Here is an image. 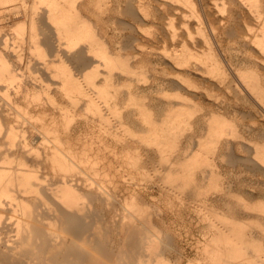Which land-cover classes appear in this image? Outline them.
I'll return each mask as SVG.
<instances>
[{
	"label": "bare ground",
	"instance_id": "6f19581e",
	"mask_svg": "<svg viewBox=\"0 0 264 264\" xmlns=\"http://www.w3.org/2000/svg\"><path fill=\"white\" fill-rule=\"evenodd\" d=\"M112 1H114V0H32V2L28 4V2L26 0H17V2H15L16 6L11 7L12 4L10 2H13L12 0H0V18L2 16L7 15L8 12L10 14H12L16 10H21L26 15L24 17L23 22H26V20H27L28 22H30V25H31V32L29 30L30 35L28 34L29 39H27L28 35H26V34L24 35L25 32L23 33L22 30H21V32L23 35H22L21 39H19L18 41L16 40V43L11 42V40H9L8 38H4L3 36L0 35V264H31L30 262H35V263L39 262V263H43V264H82L83 262L84 263L87 262L88 264H108V262L109 261L111 262V259H113L114 256L116 255V250L115 251L113 250V248H114L113 246H112L113 248L111 246L109 247V240L104 236L103 232L100 233L99 231H93V230H95L94 224L97 220L95 218L94 212L98 211V213H100L101 211H103L102 212L103 214L104 213L112 214V212L115 211L114 207H113L114 204H113L112 200H113V198L118 196V195H116L117 194L116 192L119 190L113 189L115 187L111 188L110 186H108L106 184V183H109L108 181L106 182V180H110V179L105 180L101 177L99 178V176L97 175L99 178L98 179L96 174H98V173L102 174V172L104 171L103 174L105 173V175H107V176L110 175L108 170H111L112 166L116 163L115 161L110 159L111 153L109 154V152H111V151L114 152L115 151L114 148H117V147H114L113 145H111L113 142L112 143L109 142L110 139L108 138L110 135H113L114 132L116 133V131L113 130L114 126L116 125L115 127H117V126L122 127L124 130L126 129L127 131H130V133H132V128H133L132 124H133V122H135V120L132 119L133 115H134L133 112L129 111V113H126L128 120L125 119L126 117L124 115L119 114V116H118L119 119H116L117 117L115 118L116 120H118L117 121L118 123L116 124V121H115V123H114V121H113V123H111V121L113 119H110L111 114H109V116H107V114L109 113V112L107 113V110L115 112V115H116V112L120 113V111H121V110L119 111V107H120L119 104H121L123 102L122 100H124V102H125L128 97L132 99L136 96L140 97V95L144 96V98L147 96L146 93L144 94V91L147 90L146 87H145L146 89L143 88L144 91L141 89V91L143 93L140 92L139 88H141V87L138 85H137L138 90H136V88H135L136 91L133 90V87H134L133 84L135 81L134 75L141 73V72L138 71L139 69L137 70L135 65L130 63L132 61H129V59L133 58V57H135L137 59V62L142 63L143 61H145L144 55L141 54V56H138L140 54L139 51H141V50H138L139 46H138L137 42L139 39H141L140 34L142 31V30L140 31V28H139L140 23L138 21L142 18H145L146 16H151L150 14H153V17L155 19L157 18L161 24L164 23L166 25V28H168L169 25L174 27L173 16L175 15V12H173V10L176 8L175 4L178 0H156L157 5L156 6L152 5L153 7H156V9L153 10V13L152 12L150 13L151 10L148 11L149 9H147V8H141L142 6L144 7V5H143L144 0H129L128 2L126 0L127 4H125V6L122 4L123 5L122 7L120 5L121 3L119 2L120 0H118L119 8H116V10L118 9V12L120 11L121 15L123 13L125 15V17L127 16L129 18V20H128V19H122L121 17H119V18L115 17L117 19V22H118L117 27H118L119 31L117 30V28H114L113 30L110 29V22L114 17V15H112V13L114 12V9H115L113 7L114 2H112ZM186 1H187V3H189L188 0H186ZM246 1L244 0L245 5L247 6ZM259 1H257V2H259ZM208 2H210V1H208ZM221 2L223 3V1H221ZM239 2H242L241 4H244V2L242 0H240ZM248 2H250V4H252V5H254L256 3L253 0L248 1ZM151 4H153L152 1H151ZM190 4H192V3H190ZM256 4H258V3H256ZM150 5H148L147 7L149 8ZM216 5H218V4H216ZM223 6H222V8H223ZM255 6H253L252 8H254ZM257 6H259V5H257ZM16 7H18V8L16 9ZM186 7H188V6H186ZM246 8H248V6ZM209 9L211 10V8H209ZM178 11H179V9H178ZM259 11H261V10H259ZM259 11H257V12L259 13ZM210 12H213V11L211 10ZM229 12H232V11H229ZM261 12H263V11H261ZM216 13H218V12L216 11ZM216 13H215V15H216ZM258 13L257 14L255 13V14L257 16H259ZM182 15H184V14H182ZM212 15H211V18H212ZM194 16H195V14H194ZM209 18H210V16H209ZM116 19H115V21H116ZM179 19L181 20V18H179ZM179 19H178V21H179ZM186 19L188 20V18H186ZM189 23H191V22L189 21ZM141 24H142V22H141ZM167 24H169V25H167ZM245 24H246V20H245ZM20 26L24 27V26H22V24ZM111 26H112V24H111ZM239 26H242V25H239ZM141 27H143V26H141ZM163 27L165 29V26H163ZM173 27L169 28V30L170 29L173 30ZM126 29L128 30V32L124 31ZM204 29H205V27H204ZM122 30L124 32H121ZM166 31L169 33L168 30H166ZM241 31H242V29H241ZM163 32H164V30H163ZM156 34H158V33H156ZM229 34H230V32H229ZM164 35H165V33H164ZM241 35H243V34L241 33ZM138 37H140V38H138ZM216 37H218V36H216ZM248 37H249V35H248ZM248 37L246 39H248ZM156 38H158V37H156ZM169 38L172 39L170 37V35H169ZM186 38H188V37H186ZM207 38H208V36H207ZM122 41H124V42H122ZM164 41L166 42V38ZM224 41H225V39H224ZM254 42H256V41L254 40ZM25 43H26V45H25ZM140 43L141 42H139V44ZM188 43H190V42H188ZM259 43H260V41H259ZM251 45L247 46V48L250 47V49H251L252 48ZM44 47H45V49H48V50H46L47 52H49L48 56L50 55L52 57V59L49 58L50 60L47 62H45L46 58L43 61V58H44L43 56H42L43 58L41 57L42 60H40L35 55L37 53L36 51L42 50V49H44ZM142 47H144V46H142ZM151 47L152 46H150V48ZM182 47H183V45H182ZM23 48H26V50L28 48L29 54L23 53L22 52ZM186 48H189V46H186ZM124 49L125 50L129 49L131 52H129L127 54L123 53L125 51ZM165 50H167V49H165ZM245 50H247V49H245ZM155 51H157V50H155ZM259 51H261V48ZM31 52L35 53V54L33 53V57L35 55L36 58L35 57L33 58L31 56L32 54L30 55ZM40 52L41 51H39V53ZM152 52H154V51H152ZM254 52L255 51H253V52L250 51V54L254 53ZM43 53H45V51H43ZM182 53L183 52L181 51V54ZM261 53H262V51H261ZM46 54H44V55L47 56ZM148 54H151V52L149 53V51H148ZM165 54H167V53H165ZM250 54H248L247 56L245 55L246 57H245L244 62L249 63V65H251V66H256V65L262 64L263 60H258L257 58H255L256 56L253 57ZM151 55H153V54H151ZM172 55L173 54L169 53V57ZM175 55H176V57L174 59L175 64H178L179 67L183 68L185 63H183V60L180 58V56H178L177 54H175ZM205 56H207V55H205ZM149 57H152V56L148 55L145 58L147 59ZM205 58H207V57H205ZM151 59H153V58H151ZM160 59H162V57ZM213 59H215V58H213ZM149 62L152 63L153 61L151 62V60H150ZM206 63H209V62H206ZM212 63H214V62H212ZM195 64H197V63H195ZM162 65H163V63H162ZM165 65H166V63H165ZM193 65H194V63H193ZM201 65H202V63H201ZM207 65H210V64H207ZM175 67H176V65H175ZM186 67L189 68V64H187L185 66V68ZM188 68H187V70H188ZM40 69L41 70L43 69V71H45L47 76L36 75L35 73L38 72ZM151 69H154V68L151 67ZM215 70H216V68H215ZM227 71H228V69H227ZM256 72H258V71H256ZM236 73L239 74L240 72L239 73L236 72ZM229 74H231V73H229ZM187 75H189L188 76V78H189L190 74L187 73ZM154 76H155L154 80L152 81L150 86L148 84L147 85L149 86L148 88L150 90H155V91H157V93L167 90L165 88L167 85H170V84H174L175 86H179V87L184 86L187 90L192 89L191 88L192 83L187 81V79L185 77H183V72L181 71V69L180 70H173V71L170 70V72H168V75H167V73H165L164 75L158 73V74H155ZM191 76H192V74H191ZM249 76H250V74H249ZM206 77L204 76V78H206ZM211 77H213V76H211ZM200 78H199V80H201ZM189 79H191V78H189ZM212 80L213 79H211V81ZM207 81H208V79H207ZM207 81H206V83H209ZM253 81L255 84L254 88L244 87L243 90H239V91L235 89L237 92V97L238 98L241 97L244 100L247 99V96H250L252 98V94L254 92H256L255 90H259L261 92V95H259V94H257V95L262 99V101H264V85H263V83H261L260 77L257 75L256 77H254ZM213 82L214 81H212V83ZM214 83H216V82H214ZM245 83H247V82H245ZM124 84L126 86L128 85V88H129L127 90V92H125V93L122 90H120V86H123ZM210 86H209V88H210ZM218 86H219V83H218ZM179 89L180 88H178V90ZM194 89L191 90L192 94L195 93V91H196ZM224 89H227V87ZM182 90H184V88H182ZM187 92H186V94L189 93L188 97H190L191 92H188V93ZM183 94H185V93H183ZM165 95L168 96L167 93H165ZM125 96H126V98H125ZM123 98H125L126 100ZM150 98H151V96H150ZM191 98H192V96L190 97V99ZM193 98L195 99L196 97H193ZM172 99L171 100L169 99V101L166 103V105H167L166 106V108H167V110H166L167 116L166 117H164L162 119H158L154 115H152L154 113L151 114L150 109H149L150 110L149 114H151V115L147 116V117H151V119L150 118L147 119V117L146 118L144 117L148 121L150 120V123L148 124L147 128L143 129V131L147 132L148 135L144 136L142 134L143 135L142 140L147 141L149 144H156L159 148V149L157 148L158 149L157 151H159V152L161 151L162 154H163V152L167 151L168 149L172 150L174 148V150H176L175 148H177L179 145L176 141L177 137L175 135H173L174 129L178 127V121H179L178 115L179 114H177L178 112L175 113L172 110V108L176 106V103ZM246 101H248V100H246ZM262 103H260V104H262ZM255 104H256V102H255ZM141 105L142 104H140V106ZM144 105H145L144 106V108H145L147 105L146 104H144ZM252 105H254V104H252ZM251 106L249 105L248 107H251ZM255 106H253V110L256 108ZM259 106H261L262 109H264V107L262 105H259ZM141 107H143V105ZM144 108H143V111H144ZM104 110H106V112ZM162 110H163V108H162ZM141 111H142V109H141ZM252 111H251V113L253 115ZM259 111L261 112V110H259ZM122 112H123V110H122ZM146 112H148V111H146ZM262 113L263 112H261V114ZM257 114H260V113L258 112ZM146 115H148V114H146ZM263 115H264V113H263ZM130 117L132 120H129ZM145 119L142 120L143 123L146 122ZM96 126L98 128H95ZM116 130H117V128H116ZM118 130H119V128H118ZM118 130H117V132H119ZM229 130H227V131H229ZM133 132H134V130H133ZM133 134H135V132ZM193 137H195V136H193ZM138 139H140V138H138ZM251 139H249V140H251ZM125 140L126 139H124V141ZM222 140H224V139H222V137L217 138L218 142H220ZM142 142H144V141H142ZM224 142H226V141H224ZM227 143H230L229 144V147H230V145L233 142L231 143V142H228V140H227ZM123 144H121V145H123ZM218 144H217V146H218ZM239 144H240V142H239ZM125 145H126V143H125ZM128 145H130V143ZM223 145H225V144H223ZM117 146H119V145H117ZM179 147H180V145H179ZM236 147H237V145H236ZM262 147L263 146H261V148ZM126 148H128V146H126ZM232 148H234V147H232ZM258 148H255L256 153L254 152L255 155L257 154V156H256L257 161L255 159L249 158L248 156L247 157L249 159H247V157H245V159L249 160L251 162V164H255L256 166H258V167L260 166L262 168V166H261L262 164L260 161H262L264 163V147L262 149L260 148V150ZM237 149H239V148H237ZM136 150H138V149H136ZM241 150H243V149H241ZM123 151H125V150H123ZM127 151H125V152H127ZM135 151H133V152H135ZM226 152H228V151H226ZM118 153L119 152H117L115 155H118ZM121 153H122V151H121ZM121 153H119V154H121ZM177 153L179 156V152H177ZM112 154H114V153H112ZM130 154H132V153H130ZM134 154H136V153H133L132 156H134ZM141 154H142V152H141ZM225 154H227V153H224V154L221 153V155L223 157ZM125 155L127 156L128 154L126 153ZM163 156H164V154H163ZM165 156L162 157V159L165 158ZM243 156H245V155H243ZM113 157L111 156L112 159H113ZM120 157H122V155ZM138 157H139V155H137L134 159L137 160ZM223 157H222V159H223ZM233 157L230 156L229 160L230 161L233 160ZM117 159H118V156H117L116 160ZM128 159L130 160L129 156H128ZM128 159H126V160L128 161ZM139 159H142V158L139 157ZM139 159H138V161H139ZM144 160H143V163H145ZM197 160H198V158H197ZM223 160H226L225 157ZM132 161H134V160H131V162ZM213 161H214V159L212 160V163L215 162V161L214 162ZM124 162H125V160H124ZM124 162H122V161L120 162V163H122V166H123ZM177 162H179V161H177ZM210 162H211V160H210ZM134 163H136V162H134ZM170 163H169L170 166H168L170 168H169L167 177L173 183L175 181H179V182L182 181V182H184L185 185L190 184V186H192V183L194 184V182L196 180L198 181V179H200V181L201 180L203 181L205 178L208 177L209 179L211 178V180L214 179L213 181H215L214 177H216V180L218 177H220L217 175V171H216L217 169H215L216 173H215L214 169L210 170V172L207 170V172H209V175H208V174H206L205 170H203V171H200L201 173L200 174L198 173L199 174L198 175L196 173L198 171H196V170L193 171V170H191L192 168L189 169L190 168L189 166H188L189 168L184 166V169H183V167H182V169H180V167L179 168L176 167V161L174 162L171 160ZM117 164H118V162H117ZM190 165H192V164H190ZM210 165H211V163H210ZM212 165L215 166V164H212ZM219 165H217V166H219ZM146 166H145V168H146ZM186 166H187V164H186ZM114 167L115 166H113V168ZM133 167H137V165L136 166L133 165ZM139 167H141V165H139ZM210 167L214 168L213 166H210ZM143 168L144 167H142L141 169H143ZM259 168H257V169H259ZM112 170H116V169L114 168ZM139 170H140V168H139ZM143 170L145 171L144 173L149 172V171L146 172L145 169H143ZM100 171H102V172H100ZM118 172H119V169H118L117 173ZM127 172H128V170H127ZM92 173H96L95 177L93 175H91ZM117 173L115 176H118ZM79 174H84V175L88 174L87 175L88 177L85 176L86 178L84 177L81 180L80 177H82L83 175L79 176ZM119 174L122 175L121 172ZM221 174H223V173H221ZM49 175H51V178L49 177ZM132 175H133V173H132ZM147 175L148 174H146L145 177H147ZM135 176H136V174H135ZM142 176H143V174H142ZM142 176L140 175L139 178H141ZM103 177H105V176H103ZM112 177H114L113 174H112ZM112 177H111V179H112ZM225 177H226V175H225ZM115 179L118 181L117 178H115ZM137 179H135V180L138 181L139 179L138 180ZM144 179L141 178L140 180H144ZM209 179H207V180H209ZM218 179L220 180V178H218ZM115 181H114V183H115ZM132 181H134V180H132ZM204 181H203V183H204ZM228 181H229V179H228ZM235 181H236V179H235ZM119 182H120V180H119ZM139 182H137L136 185H138ZM222 182H223V180H222ZM222 182H220V183H222ZM238 182H240V181H238ZM210 183H212V182L210 181ZM111 184H112V182H111ZM131 184H132V182H131ZM147 184L148 183L146 182V185ZM195 184H197V183H195ZM114 185H116V184H114ZM133 185H134V183H133ZM140 185H141V183H140ZM185 185H184V187H185ZM119 186L118 187L116 186V187L120 189ZM195 186L197 187V185H195ZM204 186H205V184H204ZM204 186H202V188H204ZM130 187H132V186H130ZM181 188H183V187H181ZM198 188H200V187H198ZM129 189H132V188H129ZM191 189L193 190L194 187ZM196 190H197V188H196ZM196 190L194 189V192H196ZM232 190H230V191L232 192ZM235 190L236 189H234V191ZM182 192H184V189ZM132 193L137 194V191L133 189ZM197 193H199V192L197 191ZM222 193H223V191H222ZM229 193L230 192H228L227 194H229ZM134 194H131V195L133 196ZM140 194L141 193L137 194V196ZM188 194H189V192H188ZM202 194H203V192H202ZM122 196H124V195L122 194ZM132 196H131V198H132ZM135 199H136V197H135ZM135 203H136V201H135ZM135 203L133 202V205H135ZM246 204H248V203H246ZM127 206H130V205L128 204ZM124 207L126 208V206H124ZM142 208H143V206H142ZM145 208H147V211H148V207H145ZM145 208L142 210L144 211ZM218 208H219V206H218ZM251 208H253V207H251ZM141 209H139V210H141ZM130 211L131 210H129V212ZM213 211H215V210H213ZM113 215H114V213H113ZM96 217L99 220L100 216L98 217L96 215ZM231 220H233V219H231ZM239 225H241V224H239ZM236 228H238V227H236ZM105 229H106V227H105ZM96 230H97V228H96ZM241 230H243V229H241ZM5 231L13 232L14 235L10 238H4V236H2V234ZM224 232L227 235L230 231L226 233V231L224 230ZM224 232H222V234H220V236L223 235ZM87 233L89 235H87ZM243 233H244V231L241 233L242 236H243ZM245 233L248 234L247 231ZM235 234H238V233H235ZM151 235H153V234L151 233ZM223 236H225V235H223ZM237 236L238 235H236V237ZM222 237H218L219 239H217L216 237L215 238L217 240H220V239H222ZM226 237H228V235ZM231 237H232V235H231ZM223 238H225V237H223ZM236 239H238V238H236ZM224 241L221 240L220 243L224 244L226 246H229L230 243L234 242L233 240H230L227 238H226V241L225 242ZM142 242H144V241H142ZM222 242H224V243H222ZM120 243H121V240H120ZM146 243H150V240L147 241ZM225 243H229V245H227ZM235 243H236L235 246H238V244H237L238 242L235 241ZM28 247H32L34 250V253H35V256H33V259H31V260L26 258ZM230 247H231V245H230ZM230 247H228L229 249L226 248V250L228 249V251H231ZM234 248H237V247H234ZM244 248H245V246H243V248H241V250L239 248V250L241 251L240 253L243 252L242 249H244ZM231 249H233V248H231ZM248 249L245 248L244 251H247ZM146 250L148 251L150 249H146ZM236 250L237 249H235L234 253L231 251V253H233V255L232 254L229 255L227 253L228 260H230V262H231L230 258L235 259L236 256L238 257V255L236 254V252H237ZM258 250L261 251V249H259V248H258ZM121 251L123 252V250H121ZM151 251H152V249H151ZM154 251H155V249H154ZM233 251H234V249H233ZM39 252H41V256L40 255L37 256L39 254ZM215 253H216V251H215ZM118 254H121V253H118ZM146 254H147V252H146ZM151 254L152 253H150V255ZM248 254H249V252H248ZM260 254H262V253H260ZM150 255H149V257H151ZM243 255H244V253H243ZM245 255H246V253H245ZM256 255L259 256L258 258L256 257L257 258V264H258L259 263L258 261L259 260L261 261L262 259H260L261 255H259L258 253ZM162 256H164V255H162ZM214 256H215L214 257L215 260L220 259L219 253L215 254ZM247 256H246V258H247ZM249 256H248V258H249ZM242 258L245 259L244 257L240 258V255H239V259L242 260ZM166 259L167 258H165L164 261ZM236 259L238 260V258H236ZM236 259L232 260V261H236V264H237ZM150 260H149V262H150ZM160 260H163V257ZM249 260H250V258H249ZM159 261H157V262L159 263ZM164 261H162V262H164ZM166 261H168V260H166ZM252 261H255V260L252 259ZM149 262L147 259L145 264L146 263L150 264L151 262L150 263ZM238 262L242 263L241 261H238ZM243 262H246V261H243ZM246 263H248V262H246ZM252 263H254V262H252ZM162 264H164V263H162Z\"/></svg>",
	"mask_w": 264,
	"mask_h": 264
},
{
	"label": "rangeland",
	"instance_id": "374dc122",
	"mask_svg": "<svg viewBox=\"0 0 264 264\" xmlns=\"http://www.w3.org/2000/svg\"><path fill=\"white\" fill-rule=\"evenodd\" d=\"M12 1L13 2H10L12 4L11 7L16 6L15 2H17V0H12ZM26 1L28 2V4L32 2V0H26ZM128 1L129 0H127V2ZM151 1L153 4H151ZM188 1H189V3H187L186 0H183V1L178 0L176 2V4H175L176 8L173 10V12H175V15L173 16L174 27L167 24L170 27L168 26V28H166V25L164 23L161 24L157 18L155 19L153 17V14H150L151 16H146L145 18H142L143 20L140 19L138 21L140 23V24L138 23L140 31L142 30L141 34H140L141 39H139V40L137 39L138 40L137 43L139 46L138 50H141L143 52L142 53L141 51H139L140 54L138 56H141V54L144 55L145 61H143L144 63L143 62L142 63L137 62V59L135 57H133L134 59L130 58L129 61H132L130 63L135 65L137 70L139 69L138 71L141 72V73H138L139 75L138 74L134 75V79H135L134 84L136 83L135 84L136 86L133 84V86H134L133 90L134 91L138 90V86L141 87V88H139L140 92H142L141 89L144 91V89L147 88V90H145L146 92L144 91V94L146 93V95L148 97L146 96L147 98L146 97L144 98V96L140 95V97L136 96L132 99L128 97L126 100L125 99L126 96H125V98H123V99H125L126 101L124 102V100H122L123 102L122 103L120 102L121 104H119L120 105L119 111L120 110L121 111H120V113L116 112V115H115V112H112L110 110L108 111L106 109L107 113L109 112L107 114V116H109V114H111L110 119H113L111 121V123H113V121H114V123L116 121V124L118 123L117 122L118 120H116V119H119L118 118L119 114L124 115L126 117L125 119L128 120L126 113H129V111L133 112L134 115H133L132 119L135 120V122H133V124H132V127H133L132 133H130V131H127L126 129H125L126 130L125 131L122 127H119V126L115 127L116 126L115 125L113 130H115L116 133L114 132L113 135H110L111 137L110 136L108 137L110 139L109 142H111V143L113 142L112 144L111 143L110 144L113 145L114 147H117V148H114V150H115L114 152L111 151V152H109V154L111 153L110 159L116 162V163L114 162L115 164L113 163L114 164L113 166H115L114 168L117 171L119 169V172L117 173L116 170H112V169H114L112 166L111 170H108L109 174H110L108 176L105 175V173L103 174V172H104L103 170H102L103 172L100 171V172H102V174L101 173L100 174L99 173L98 174H96V173L91 174L94 177L96 174V176L98 175L99 178L101 177L105 180L110 179V180H106V182L107 181L109 182L106 184L108 186H110L111 188L115 187L113 189L119 190L124 195V196H122V194L119 191L116 192L117 193L116 195H118V196H116L112 200V202L114 204L113 207L115 210L114 212H112V214H110V213H107V214L104 213L103 214L102 213L103 211H101L100 213H98V211L94 212L95 218L97 220L95 222L96 225L94 224L95 230H93V231H99L100 233L103 232L104 236L109 240V247L113 246L114 247V248L112 247L113 250L114 251L116 250V255L114 256L113 259H111V262L110 261L108 262V264H142V263L145 264L147 259H148V262L151 259L150 260L151 263L149 262L150 264H162V263H164V264H233L234 263V264H236V261H232V260H235L236 258H238V260L236 259L237 264H257V258L259 257L258 255H256L257 253L259 255H261L260 259H262L261 260L262 262L259 260L258 264H264V256H263L264 255V209H263L264 208V166H263L264 163L262 161H260L262 164L261 165L262 168L260 166H259L260 167L259 168L255 164H251V162L249 160L245 159V157L248 156L249 158L255 159L257 161V157H256L257 154L255 155V153H256L255 148L259 147L258 149L260 150L261 146L264 147V117H263L264 116L263 115L264 109H262V107L259 106V105H262L264 107V101H262V99L257 95V94L261 95V92L259 90H255L256 92H254L252 94V98L250 96H247V99H245V100L242 99L239 95L238 96L240 98H238L237 92H236V90H238V91L243 90L244 87L254 88L255 84H254L253 79L257 75L260 77L261 83H263V85H264V81H263L264 80V66H263L264 65V43H263L264 42V27H263L264 26V19H263L264 18V14H263L264 13V3H263L264 0H260V1L257 0L259 2H257L256 0H253L256 3H258V4H256L254 2L255 3V4L253 3L254 5L250 4V2H248V1H252V0H247V1L245 0L247 2L246 4H247L248 8H246L247 6L245 5L244 0H242L244 2V4H241L242 2H239L240 0H230V1L229 0H188ZM208 1H210V2H208ZM221 1H223V3ZM112 2H114L113 7L115 9H114V12L112 13V15H114V17L111 20L112 23L110 22V29L113 30L114 28H117V30H118V27H117L118 22H117V19L115 17H117V18L121 17L122 19H128V20H129V18L127 16L125 17V15L123 13L121 15V12L120 11L118 12V9L116 10V8H119L118 0H114ZM119 2L121 3L120 4L121 7L123 5L125 6V4H127L126 0H120ZM228 2L229 3L231 2V3L229 4ZM190 3H192V4H190ZM216 4H218V5H216ZM143 5H144V7L142 6L141 8H147V9H149L148 11L151 10L150 13L151 12L153 13V10L156 9V7H153V6H156L157 2H156V0H144ZM148 5H150L149 8L147 7ZM255 5L256 6L259 5V6L256 7ZM186 6H188V7H186ZM222 6H223V8H222ZM253 6H255L256 8L255 7L252 8ZM17 8L18 7H16V9ZM209 8H211V10L213 12H210L211 10ZM178 9H179V11H178ZM259 10H261L263 12H261ZM216 11L219 14L216 13ZM229 11H232V12H229ZM257 11H259V13ZM215 13H216V15H215ZM255 13L256 14L258 13L259 16H257ZM182 14H184V15H182ZM194 14H195V16H194ZM208 15L210 16V18ZM211 15H212V18H211ZM25 16H26L25 13H23V11H21V10H16L12 14H10L8 12L7 15L2 16L0 18V35L3 36L4 38H8L9 40H11V42H14V43H16V40L18 41L19 39H21V37L23 35L21 30L23 31V33L25 32L24 35L25 34L30 35L31 25H30V22H28L27 20H26V22H23ZM184 16L186 18H188V20ZM179 18H181V20ZM115 19H116V21H115ZM178 19H179V21H178ZM245 20H246V24H245ZM189 21L191 23H189ZM141 22H142V24H141ZM21 24L24 27H21L20 26ZM111 24H112V26H111ZM239 25H242V26H239ZM141 26H143V27H141ZM163 26H165V29ZM172 27H173V30L175 29L174 31L171 29L169 30V28H172ZM204 27L206 30L204 29ZM241 29H242V31H241ZM29 30H30V32H29ZM163 30H164V32H163ZM166 30H168L170 34ZM124 31L128 32L127 29ZM124 31L122 30L121 32H124ZM228 31L230 32V34ZM156 33H158V34H156ZM164 33H165V35H164ZM241 33L243 35H241ZM29 35H28L27 39H29ZM169 35L172 39L169 38ZM248 35H249V37H248ZM207 36L209 39L207 38ZM216 36H218V37H216ZM246 36L248 37V39H246L247 38ZM140 37H138V38H140ZM156 37H158V38H156ZM186 37H188V38H186ZM222 37L225 39V41ZM165 38H166V42L164 41ZM254 40L256 42H254ZM259 41H260V43H259ZM122 42H124V41H122ZM139 42H141V43L139 44ZM188 42H190V43H188ZM25 45H26V43H25ZM182 45H183V47H182ZM185 45L189 46V48H186ZM250 45L253 49L252 48L250 49V47L247 48V46H250ZM142 46H144V47H142ZM150 46H152V47L150 48ZM260 48H261V51L263 54L261 53V51H259ZM165 49H167V50H165ZM245 49H247V50H245ZM46 50H48V49H45V47H44V49L39 50V51H41L42 53H43V51H45V53L42 54L41 52L39 53V51H36L37 52L36 54L34 52H31L30 55L32 54L31 56L33 57V53H34L36 55V57L39 58L40 60H42V58L44 57L43 61L46 58L45 62H47L50 59H52V57L50 55H49L50 57L48 56L49 52H47ZM155 50H157V51H155ZM148 51H149V53L151 52V54H153V55L148 54ZM152 51H154V52H152ZM167 51L173 55L169 57V53ZM181 51L184 54L183 53L181 54ZM250 51L251 52L255 51V52L250 54ZM22 52L29 54L28 48H27V50H26V48H23ZM129 52H131V51L129 49H126L123 53L127 54ZM165 53H167V54H165ZM44 54H46L47 56H45ZM175 54L180 56V58L183 60V63H185L183 68L179 67L178 64H175V60H174L176 57ZM248 54H250L253 57L256 56L255 58H257L258 60H263V62L261 61L262 64H259L256 66H251V65H249V63L244 62L245 57ZM35 55H34V57H35ZM148 55L152 56V57H149L146 59L145 57H147ZM205 55H207V56H205ZM161 57H162V59H160ZM205 57H207V58H205ZM151 58H153V59H151ZM213 58H215L216 60ZM150 60H151V62L152 61L153 62L150 63L149 62ZM160 61L163 63V65ZM206 62H209V63H206ZM210 62L211 63L214 62V63L211 64ZM165 63H166V65H165ZM186 63L189 64V68L188 67L185 68V66L187 65ZM193 63H194V65H193ZM195 63H197V64H195ZM201 63H202V65H201ZM174 64L176 65V67ZM207 64H210V65H207ZM151 67L154 69H151ZM179 68L183 72V77H185L187 79V81L192 83V85H191L192 89L187 90L184 86L179 87V86H175L174 84H170V85L166 86L165 89H167V90L157 93V91L150 90L148 88L150 86V84L152 83V81L154 80L155 74L160 73V74L164 75L165 73H167V75H168V72H170V70L171 71L180 70ZM187 68H188V70H187ZM215 68H216V70H215ZM227 69H228V71H227ZM256 71H258V72H256ZM236 72H238V73L240 72V73L237 74ZM187 73L190 74L189 78H191V79L188 78L189 75H187ZM229 73H231V74H229ZM35 74L38 76H47V74L45 73V71H43V69L42 70L40 69ZM191 74H192V76H191ZM249 74H250V76H249ZM204 76L205 77L207 76V77L204 78ZM211 76H213V77H211ZM199 78L201 80H199ZM207 79H208V81H207ZM211 79H213L212 81H214L216 83H214V82L212 83ZM206 81L209 83H206ZM245 82H247V83H245ZM218 83H219V86H218ZM209 86H210V88H209ZM177 87L180 89L178 90ZM226 87H227V89H224ZM135 88H136V90H135ZM182 88H184V90L186 92L187 91L191 92V94H190V97L192 96L191 99H190V97H188L189 93L187 92L188 94H186V92L184 90H182ZM128 89H129L128 85L126 86L124 84L123 86H120V90H122L124 93L127 92ZM193 89L196 90L195 93H193L195 96L192 94V91H191ZM164 92L167 93L169 97L167 95H165ZM183 93H185V94H183ZM150 96H151V98H150ZM193 97H196V98L194 99ZM169 99L170 100L172 99L176 103V106L173 107L172 110L175 113L178 112L177 114H179L178 115V117H179L178 118L179 119L178 127L174 129L173 135H175L177 137L176 141L180 145V147L178 145V147H177L178 149L175 148L176 150H174V148H173L172 149L173 151L171 149H168L167 151L163 152L164 156L165 155L166 156H165V158L162 159V157H164V156H163L161 151L160 152L157 151L159 149L158 146L156 144H149L147 141L142 140V137H143V135L144 136L148 135L147 132L143 131V129L147 128L148 124L150 123V120L148 121L147 119H149V118L151 119V117H147V116H150L152 113H154L152 115H154L158 119H162V118L167 116V112H166V110H167L166 106L167 105H166V103L169 101ZM246 100H248V101H246ZM255 102H256V104H255ZM260 103H262V104H260ZM140 104H142L143 107H141L142 105L140 106ZM144 104L147 105L145 108H144V106H145ZM252 104H254V105H252ZM249 105L250 106L252 105V106L248 107ZM253 106L256 107V108L254 107L255 111L253 110ZM143 108H144L145 112L143 111ZM162 108H163V110H162ZM141 109H142V111H141ZM149 109L151 110V114H149V112H150ZM106 110H104V111L106 112ZM122 110H123V112H122ZM259 110H261V112H263V113L261 114V112ZM146 111H148V112H146ZM251 111L253 112V115H252ZM257 111L260 114H257L258 113ZM146 114H148V115H146ZM144 117L145 118L147 117V119H145ZM132 119H131V117L129 118V120H132ZM143 119H145V121H146V122L144 121L145 123H143V121H142ZM95 128H98V127L96 126ZM116 128H117V130L119 128V130H118L119 132H117ZM133 130H134L135 134H133L134 133ZM227 130H229V131H227ZM193 136H195V137H193ZM219 137H222V139H224V140L218 142L217 138H219ZM138 138H140V139H138ZM248 138L249 139L252 138V139L249 140ZM124 139H126L127 141L126 140L124 141ZM226 139L228 140V142H231V143L233 142L230 145V147H229L230 143H227ZM142 141H144V142H142ZM224 141H226V142H224ZM239 142H240V144H239ZM125 143H126V145H125ZM127 143L128 144L130 143L131 146L128 145ZM121 144H123V145H121ZM217 144H218V146H217ZM223 144H225V145H223ZM117 145H119V146H117ZM236 145H237V147H236ZM126 146H128V148H126ZM232 147H234V148H232ZM237 148H239V149H237ZM136 149H138V150H136ZM241 149H243V150H241ZM123 150H125V151L128 150V151L125 152ZM121 151H122V153H121ZM133 151H135V152H133ZM226 151H228V152H226ZM117 152H119L121 154L118 153V155H115ZM141 152L143 155L141 154ZM177 152H179V156H178ZM112 153H114V154H112ZM126 153L128 154L127 156L125 155ZM130 153H132V154H130ZM133 153H136V154H134V156H132ZM221 153H223V154L227 153L224 155L226 160H223L224 157L221 155ZM121 155L123 158L120 157ZM137 155H139V157L142 159H139V157L137 158V160L134 159ZM243 155H245V156H243ZM111 156L112 157L114 156L113 159L111 158ZM117 156H118V159H117L118 161L116 160ZM128 156H129L130 160L128 159ZM230 156L231 157L234 156L233 160H231V161L229 160ZM222 157H223V159H222ZM248 157H247V159H249ZM197 158H198V160H197ZM126 159H128V161ZM138 159H139V161H138ZM213 159L215 161V162L213 161L214 163H212ZM124 160H125V162L126 161L127 162L125 163ZM131 160H134V161H132L133 163L131 162ZM143 160L145 161V163H143ZM171 160L174 162L176 161V167H178V168L180 167V169H182V167H183V169H184V166L185 167L189 166L190 167V168L188 167L189 169L192 168L191 170L198 171V172L195 171L197 174L198 173L200 174L201 173L200 171L205 170L206 174L209 175L210 170L214 169V171H215V169H217L216 170L217 175L220 177H218L217 175L216 176L218 178H220V180L218 178L216 180V177H214L215 181H213L214 179L211 180V178L209 179L207 177L204 179L205 181L203 180L204 183L202 180H201L202 181L201 182L200 179H198V181L200 183L196 180L194 182V184L192 183V186H190V184L185 185L184 182H182V181H180V182L175 181L174 182L176 184L175 185L167 177V174H168V171L170 168L168 166H170ZM210 160H211V162H210ZM121 161L124 162L123 166H122V163H120ZM177 161H179V162H177ZM117 162H118V164H117ZM134 162H136V163H134ZM189 163L192 165H190ZM210 163H211V165H210ZM138 164L141 165V167H139ZM143 164L147 165V166L145 165L146 168ZM186 164H187V166H186ZM212 164H215V166ZM133 165L134 166L137 165L138 168L133 167ZM217 165H219V166H217ZM210 166H213L214 168H212ZM142 167H144L143 169H145L146 172H148V171L149 172L144 173L145 171L143 169H141ZM256 167L259 169H257ZM139 168L141 171L139 170ZM127 170H128V172H127ZM207 170L209 172H207ZM114 171L117 173L118 176H115L116 173ZM216 171H215V173H216ZM120 172L122 175L119 174ZM131 172L133 173L134 176L136 174V176L134 177ZM221 173H223V174H221ZM112 174L114 175V177H112ZM142 174H143V176H142ZM146 174H148L147 175L148 178L145 177ZM80 175L81 176L83 175L82 177H80L81 180L85 176L88 177L87 176L88 174H85V175L79 174V176ZM102 175L105 176L106 178L103 177ZM140 175L142 176L141 177L142 179H144V178L145 179L140 180L141 179V178H139ZM225 175H226V177H225ZM98 176H97V178H98ZM49 177L51 178V175H49ZM111 177H112V179H111ZM115 178H117L118 181ZM135 179H137L138 181H136ZM207 179H209V180H207ZM228 179H229V181H228ZM235 179H236V181H235ZM119 180H120V182H119ZM132 180H134V181H132ZM222 180H223V182H222ZM114 181H115V183H114ZM210 181L212 183H210ZM219 181L222 183H220ZM238 181H240V182H238ZM111 182H112V184H111ZM131 182H132V184H131ZM137 182H139L138 183L139 186L136 185ZM146 182L148 183L147 184L148 186L146 185ZM133 183H134V185H133ZM140 183H141V185H140ZM195 183H197V184H195ZM114 184H116V185H114ZM183 184L185 185V187ZM204 184H205V186H204ZM195 185H197V187ZM116 186L117 187L119 186L122 191L119 188H117ZM130 186H132V187H130ZM180 186L183 188H181ZM202 186H204V188H202ZM193 187L195 190L197 188L196 192H194V189L193 190L191 189ZM198 187H200V188H198ZM129 188H132V189H129ZM133 189L137 191V194H139V193H141V194L137 196L136 193L135 194L132 193ZM183 189H184V192H182ZM234 189H236L235 190L236 192L234 191ZM230 190H232V192ZM197 191L199 193H197ZM222 191H223V193H222ZM227 191L230 193L227 194L228 193ZM188 192H189V194H188ZM202 192H203V194H202ZM131 194H134L135 196L134 195L132 196ZM130 195L132 196V198ZM135 197H136V199H135ZM135 201H136V203H135ZM133 202L135 203V205H133ZM246 203H248V204H246ZM126 204L127 205L129 204L130 206H127ZM124 206H126V208ZM142 206H143V208H142ZM218 206H219V208H218ZM145 207H148V211H147V208H145ZM251 207H253V208H251ZM141 208L142 209L145 208L146 211L145 210L143 211ZM139 209H141V210H139ZM212 209L215 211H213ZM129 210H131V211L129 212ZM113 213H114V215H113ZM96 215L98 217L100 216L99 220L96 217ZM105 217L106 218L108 217V218L106 219ZM231 219H233V220H231ZM239 224H241V225H239ZM105 227H106V229H105ZM236 227H238L239 229ZM96 228H97V230H96ZM241 229H243V230H241ZM224 230L226 231V233L229 231L231 232V233L229 232L227 234L228 237H226L227 235L225 234ZM243 231H244V233L247 231L248 234L243 233V236H242L241 233ZM222 232H224L223 235H225V236H223V235L220 236V234H222ZM151 233L153 235H151ZM235 233H238V234H235ZM13 235H14V233L10 232V231H5L2 234V236H4V238H10ZM87 235H89V234L87 233ZM231 235H232V237H231ZM236 235H238V236L236 237ZM217 236L218 237L223 236L225 238L222 237V239L217 240V239H219ZM241 237L242 238L244 237V238L242 239ZM226 238L234 241L233 243H230L231 247H230L229 243H225L229 246H226V245L220 243L221 240L226 241ZM236 238H238V239H236ZM120 240H121V243H120ZM149 240H150V243H146ZM142 241H144L145 243ZM235 241L238 242L237 243L238 246H235L236 245ZM224 242H222V243H224ZM233 246L237 247V248H234ZM243 246H245L246 249H248L250 247L247 250L249 252V254L247 251H244L245 248L242 249L243 252L240 253L241 252L240 250H241V248H243ZM228 247H230V250L233 253L235 252V249H237L236 254L238 255V257L236 256L235 259H232L229 257L231 259L232 263L230 262V260H228L227 253L229 255H231V254L233 255V253H231V251H228V249H229ZM226 248H228V249L226 250ZM231 248H233L234 251ZM239 248H240V250H239ZM258 248L261 249V251L258 250ZM146 249H150V250L147 251ZM151 249H152V251H151ZM154 249H155V251H154ZM121 250H123V252ZM215 251H216V253H215ZM117 252L121 253V254H118ZM146 252L148 255L146 254ZM259 252L262 254H260ZM150 253H152L153 255L152 254L150 255ZM217 253H219V255H220L219 260H215V258H214L215 257L214 255ZM243 253H244V255L246 253V255L244 256ZM39 255L41 256V252H39V254L37 256H39ZM149 255L151 257H149ZM162 255H164V256H162ZM239 255H240V258L244 257L245 259L242 258V260H240ZM247 255L248 256L250 255L249 256L250 260H249ZM26 256H27L26 258H28L30 260L33 259V256H35V253H34V250L32 247H28ZM246 256L248 259L246 258ZM162 257H163V260H160ZM165 258H167L166 260H168V261H166V260L164 261ZM251 258L254 259L256 262L252 261ZM157 261H159V263ZM162 261H164V262H162ZM238 261H241L242 263H239ZM243 261H246L248 263L243 262ZM251 261L254 263H252ZM30 263L31 264H43V263H39V262H37V263L30 262ZM82 264H88V263L83 262Z\"/></svg>",
	"mask_w": 264,
	"mask_h": 264
}]
</instances>
